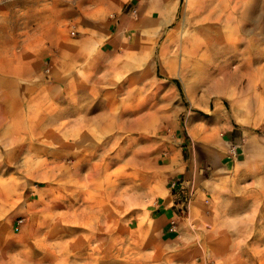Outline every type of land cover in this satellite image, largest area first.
I'll return each instance as SVG.
<instances>
[{
	"label": "rangeland",
	"instance_id": "obj_1",
	"mask_svg": "<svg viewBox=\"0 0 264 264\" xmlns=\"http://www.w3.org/2000/svg\"><path fill=\"white\" fill-rule=\"evenodd\" d=\"M205 2L208 22L190 17L191 0H180L167 30L129 27L95 56L90 91L75 94L67 74L62 88L55 83L60 51L75 40L80 10L104 2L0 0V264H51L54 249L33 252L42 228L57 231V241L67 217L81 229L77 217L93 207L87 192L115 202L116 214L129 198L147 201L163 175L156 160L173 141L181 159H195L214 184L202 190L193 219L191 198L180 195V216L191 220L182 235L191 246L179 263L264 264V0L252 1L251 20L241 16L247 0ZM205 43L204 55L180 56L195 63L179 65L178 47ZM189 119L206 130L190 135ZM62 129L78 131L52 134ZM66 143L77 149L63 150ZM182 242L166 243L163 256L181 251ZM150 249H133L117 264H161Z\"/></svg>",
	"mask_w": 264,
	"mask_h": 264
},
{
	"label": "crops",
	"instance_id": "obj_2",
	"mask_svg": "<svg viewBox=\"0 0 264 264\" xmlns=\"http://www.w3.org/2000/svg\"><path fill=\"white\" fill-rule=\"evenodd\" d=\"M247 1L241 16L251 20L254 3L253 0ZM102 2L105 5L101 8H96V5L91 3L86 7L87 9L77 12L78 17L75 31H73L75 40L66 43L65 48L60 51V72H58L59 76L55 83L62 88L61 78L64 73L67 74L69 77L67 86L76 88L75 94L78 87L90 91L93 86L91 75L94 69V59L100 53L101 47L107 51L110 45L129 33V27L138 24L149 23L153 24L152 26L157 31L167 30L175 21L180 5V0H102ZM207 9L205 0H191L188 15L194 20L201 21L202 19L204 22H208ZM226 16L225 22L227 23L231 14L227 13ZM152 33L154 32L152 31ZM230 33L232 34V31L229 32V36ZM203 38L210 39V35L207 34ZM220 38L223 39V36L220 35ZM251 40L253 42V39ZM208 47H210L208 43L200 48L186 47V50L178 47L177 52L173 53L179 65L182 66L195 62L191 61L193 57H189L186 61L181 59V55H204ZM213 114L211 119L215 121L218 116L214 111ZM72 116L78 119L79 115L76 113ZM187 124L190 135H194L196 127L206 130V127L196 126L191 119ZM224 126L227 127L226 133H231L234 129L232 124H224ZM77 131V129H62L52 132V134L64 136L70 135V133L75 134ZM178 144L177 141L169 143L167 151L156 160V166L163 175L156 180V187L149 189V194L146 196L147 201L133 204L129 198L122 204V213L117 212L116 214L115 202L109 200L97 202L95 199H98L99 196H94V193L90 192L84 193L87 195L85 199L88 197L92 200L90 204L93 207L84 209L82 217H77L78 222L82 221V228L73 227L74 225L67 222L70 221V218L67 217L65 224L61 225L60 240L57 241L52 238L53 234H57V231L53 233L50 226L44 225L42 228L45 232L44 239L34 245L33 252L48 256L54 249L58 257H53L51 264H117V261L120 263L119 259L122 254L130 256L133 249L150 247L151 249L148 251L150 257L160 256L161 264H164L165 261L166 264H180L181 258H184V255L188 253L186 250L191 246L190 240L184 239L182 235L188 230L191 220L189 222L188 218L185 222L180 216L181 206L184 205L179 202L180 195H187L191 198L188 214L193 219L200 210L202 190H210L214 184L209 177L211 174L207 173L209 174L207 178L200 175L202 170L198 168L200 164L195 159L188 161L181 159V149ZM65 145L63 150L74 148L72 144L66 143ZM211 147L209 146L210 151L215 155L219 154V146ZM203 167L205 168V165ZM217 169L218 167L214 165L213 175ZM173 183H175L174 188L172 187ZM133 219L137 220L135 230L137 239L134 245H132L133 228L131 227ZM73 221L72 218L71 222ZM34 231L39 232L40 228L34 225ZM180 240L185 241L182 242L184 248L181 251L177 249L176 252H172L165 258L163 256L164 245ZM185 264L202 263L192 261Z\"/></svg>",
	"mask_w": 264,
	"mask_h": 264
},
{
	"label": "built area",
	"instance_id": "obj_3",
	"mask_svg": "<svg viewBox=\"0 0 264 264\" xmlns=\"http://www.w3.org/2000/svg\"><path fill=\"white\" fill-rule=\"evenodd\" d=\"M72 35H73V33H72ZM172 187H173V188L175 187V183L172 184Z\"/></svg>",
	"mask_w": 264,
	"mask_h": 264
},
{
	"label": "bare ground",
	"instance_id": "obj_4",
	"mask_svg": "<svg viewBox=\"0 0 264 264\" xmlns=\"http://www.w3.org/2000/svg\"><path fill=\"white\" fill-rule=\"evenodd\" d=\"M227 17V16H226ZM230 19V18H229ZM230 21V20H229ZM231 34V33H230Z\"/></svg>",
	"mask_w": 264,
	"mask_h": 264
}]
</instances>
